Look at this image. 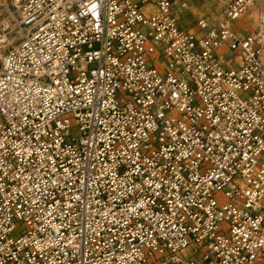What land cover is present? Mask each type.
Masks as SVG:
<instances>
[{
	"label": "built area",
	"instance_id": "1",
	"mask_svg": "<svg viewBox=\"0 0 264 264\" xmlns=\"http://www.w3.org/2000/svg\"><path fill=\"white\" fill-rule=\"evenodd\" d=\"M212 1L0 0V264H264V0Z\"/></svg>",
	"mask_w": 264,
	"mask_h": 264
},
{
	"label": "rangeland",
	"instance_id": "2",
	"mask_svg": "<svg viewBox=\"0 0 264 264\" xmlns=\"http://www.w3.org/2000/svg\"><path fill=\"white\" fill-rule=\"evenodd\" d=\"M227 0H219L216 4H215V0L210 2V3H207V4H204V6H199L200 8H196L194 7V12L196 15H201V14H206L208 13L211 8H216V9H220L225 3H226ZM195 23V19L193 18H190L188 21H187V24L188 26H192L194 25ZM1 51H0V57H1Z\"/></svg>",
	"mask_w": 264,
	"mask_h": 264
},
{
	"label": "bare ground",
	"instance_id": "3",
	"mask_svg": "<svg viewBox=\"0 0 264 264\" xmlns=\"http://www.w3.org/2000/svg\"><path fill=\"white\" fill-rule=\"evenodd\" d=\"M1 54H2V52H1ZM2 56V55H1Z\"/></svg>",
	"mask_w": 264,
	"mask_h": 264
}]
</instances>
